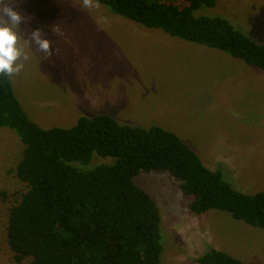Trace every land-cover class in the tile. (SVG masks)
<instances>
[{"label": "rangeland", "instance_id": "obj_1", "mask_svg": "<svg viewBox=\"0 0 264 264\" xmlns=\"http://www.w3.org/2000/svg\"><path fill=\"white\" fill-rule=\"evenodd\" d=\"M96 3L84 9L82 0H21L20 11L30 18L21 29H44L58 50L43 60L21 40L30 58L9 78L29 118L42 128L69 127L80 116L106 112L123 123L166 120L235 189L264 192V71L198 43L177 38L188 45L170 47L163 39L125 34L116 13ZM194 14L225 17L264 44V0H216ZM53 24L61 34L52 35ZM136 24L138 31L151 30ZM23 148L13 129L0 127V264L30 261L15 262L6 239L10 207L26 190L15 173ZM113 159L94 154L87 167ZM133 179L159 208L160 264H199L194 259L209 248L264 264V228L218 209L193 213L192 196L168 171H140Z\"/></svg>", "mask_w": 264, "mask_h": 264}, {"label": "trees", "instance_id": "obj_2", "mask_svg": "<svg viewBox=\"0 0 264 264\" xmlns=\"http://www.w3.org/2000/svg\"><path fill=\"white\" fill-rule=\"evenodd\" d=\"M117 15L180 39L221 50L264 71V44L222 16L195 15L216 0H96ZM0 127L23 143L15 169L26 190L10 207L6 239L15 262L28 264H160L161 216L134 182L140 171H168L192 196L195 214L210 209L264 228V192L235 189L180 137L158 125L123 123L108 114L80 116L69 127L42 128L0 75ZM113 157L87 167L92 156ZM199 264H247L209 248Z\"/></svg>", "mask_w": 264, "mask_h": 264}, {"label": "clouds", "instance_id": "obj_3", "mask_svg": "<svg viewBox=\"0 0 264 264\" xmlns=\"http://www.w3.org/2000/svg\"><path fill=\"white\" fill-rule=\"evenodd\" d=\"M21 0H0V75L13 76L21 72L24 64L21 61L29 60V53L21 45L22 39H27L30 46L42 53V59L48 60L54 55L52 42L42 28L32 29L24 32L21 23L29 22V17L20 11ZM99 7V4H92V0H82V7L88 9ZM52 35H59V26H50Z\"/></svg>", "mask_w": 264, "mask_h": 264}, {"label": "crops", "instance_id": "obj_4", "mask_svg": "<svg viewBox=\"0 0 264 264\" xmlns=\"http://www.w3.org/2000/svg\"><path fill=\"white\" fill-rule=\"evenodd\" d=\"M121 17H123V16L117 15L116 18H114L115 19L114 22H118V23L122 24L121 25L122 27H120V28L126 29V31L124 32L125 34H131V35L136 36V37H152V38H157V39H163V43L165 45H167V46H170V47H174V46H177V47H185V46L188 45L186 43H183V42L181 43L178 40H176L178 37L172 36L170 34H169L170 36H168L167 34H165L166 32L164 33V31H162L160 29H159L160 31H158V30H155L154 28H150V27L144 26L145 28L151 29V30H142V31L140 30V31H138L137 29L140 26H137V24L135 23V21L133 22L129 18H126L128 20V21H126L125 19H123ZM123 25H125V26H123ZM192 48H194L195 50H199L198 47H193L192 46ZM198 52L200 54H202V52H200V51H198ZM240 67L245 68L244 64H242V63H240ZM251 69L252 68H249L248 71H250ZM244 70H246V69H244ZM162 109H164V108H162ZM106 113L108 114L109 112H106ZM106 113H103V114H106ZM128 124H131V123H128ZM132 125H140V126H143V127H148V126H151V125H158V126L164 128V129H166V130H168V131H170V132H172L174 134H177V132H176L175 129H171L170 127H168V123L166 122V120L159 121V122H155V121L148 122L147 121L146 123H143V124L135 123V124H132Z\"/></svg>", "mask_w": 264, "mask_h": 264}]
</instances>
